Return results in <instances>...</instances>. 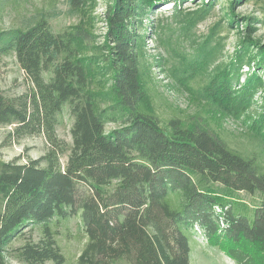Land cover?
<instances>
[{"label":"trees","instance_id":"trees-1","mask_svg":"<svg viewBox=\"0 0 264 264\" xmlns=\"http://www.w3.org/2000/svg\"><path fill=\"white\" fill-rule=\"evenodd\" d=\"M183 1L67 0L78 21L62 32L43 14L25 27L0 29V62L13 56L27 82L18 96L0 91V126H13L12 140L42 135L46 143L37 159L0 160V264H64L58 236L73 216L85 235L76 264H191L195 228L236 264H264V166L216 131L212 118L224 114L209 96L196 97L194 114L164 120L152 99L144 24L165 5L179 15ZM248 1H227L225 19L230 26L243 21V32L229 68L215 65L204 83L214 98L234 96L238 86L244 109L264 86V43L252 37L258 19L235 13ZM213 2H203L199 14ZM201 57L214 63L207 47ZM244 62L258 74L242 85ZM65 107L70 148L56 134ZM255 120L264 123V114ZM253 126L243 134L264 141ZM241 194L259 201L248 207ZM26 232L28 240L12 248Z\"/></svg>","mask_w":264,"mask_h":264},{"label":"rangeland","instance_id":"rangeland-1","mask_svg":"<svg viewBox=\"0 0 264 264\" xmlns=\"http://www.w3.org/2000/svg\"><path fill=\"white\" fill-rule=\"evenodd\" d=\"M227 1L214 0L210 11L203 16L199 12H202L200 10L206 0H184L180 4L179 15L175 14L171 5H165L148 16V23L144 25L148 30L145 58L150 68L147 75L150 82L149 89H151L157 114L162 120L171 116L184 118L194 114L198 109L194 103L196 97H199L201 101L209 97L213 99L214 105L224 114L217 120L212 118V125L216 131L232 148L245 151L248 155L254 154L264 166V141L256 137L254 139L252 135L243 134L253 123V130L255 131L257 127V133L264 134V123L255 120V116L264 114V86L254 91L246 109H244L245 97L240 98V95H235L236 90L239 89L238 86L232 87L231 93H234V96L219 95L220 98H214L213 90L210 87H204L208 73L214 69L215 65L222 64L226 69L229 68V62L235 59L234 54L240 38L238 31L243 32V21L230 26L225 19ZM235 13L239 17L258 19V23L253 25L256 31L253 32L252 37L264 43L263 3L250 0L237 6ZM38 14L48 17V25L54 32H62L78 21L70 14L67 0H0V29L25 27ZM95 15H103V9L97 8ZM103 32L104 24L97 22L96 36H101ZM206 47L208 51L213 52V64L205 63L208 59L201 57V50ZM254 51L250 49L244 59L246 60ZM246 65L247 63L244 62L243 69L241 68L239 73V81L242 85L247 77L258 74L253 67L249 68ZM18 66L13 56H7L0 62V91L5 96H18L27 90L25 75ZM201 67H204L203 70ZM260 75L264 80V72ZM186 83L189 87L185 86ZM231 104L240 107L232 108ZM242 109L244 110L240 114ZM71 126L72 118L68 107H65L58 118L56 134L67 144V148H70L72 144ZM12 129L13 126H0V160L10 161L19 158L21 163H25L28 159H37L44 154L46 143L42 135L24 136L19 140H12L8 138ZM64 160L65 157L62 158V161ZM241 196L248 207H252L259 201L258 196L244 194ZM81 229L78 216L70 217L61 223L58 245L66 258L64 264H76L85 243V235ZM194 231L195 234L189 243L191 264H236L219 249L208 246L200 230L195 228ZM25 234V238L13 241L11 247L17 248L28 240V233ZM9 264L21 263L12 259L9 260ZM115 264L127 263L119 260Z\"/></svg>","mask_w":264,"mask_h":264}]
</instances>
